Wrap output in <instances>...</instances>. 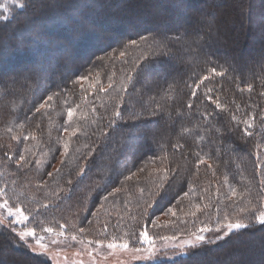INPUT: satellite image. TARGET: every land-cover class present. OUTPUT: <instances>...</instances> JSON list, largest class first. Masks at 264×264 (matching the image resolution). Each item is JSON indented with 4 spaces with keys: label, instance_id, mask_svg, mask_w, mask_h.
<instances>
[{
    "label": "trees",
    "instance_id": "16d2710c",
    "mask_svg": "<svg viewBox=\"0 0 264 264\" xmlns=\"http://www.w3.org/2000/svg\"><path fill=\"white\" fill-rule=\"evenodd\" d=\"M28 1L31 3L36 0ZM40 4H43L39 7L40 14L35 11L29 17L21 16L26 12L22 7L14 10L11 17L0 19V42L4 37L13 41L22 32L26 34V40L32 41L40 48H44L45 43L51 41L58 43V46L50 48V51L60 47L72 49L73 44H78L79 41L82 47L89 41H92L91 45L101 41L108 45L101 48L99 54L96 56L93 54L91 59L87 60L90 63V70L97 69L94 71L102 73L93 77L95 81L90 77L93 73L87 72L82 64L73 67L69 63L62 64L57 70L41 71L36 76L25 79V76H31L35 71L31 66L18 70L16 80L6 81L4 90H0V95L6 93L0 110L1 118L6 114L11 115L9 105L13 109L9 134L0 135L2 180L7 182L8 190L16 195L14 199H19L22 204L29 206L27 208L32 211L30 217L35 226L44 225L57 213L63 216L68 210L74 211L75 197L72 198L65 190L63 180L72 178L71 176L76 178L79 173L78 166L85 163L88 155L100 154L99 160L105 159L106 165L102 167L101 184L95 189L97 194L90 200V204H95L98 197L107 192V197L103 198L106 208L102 217L109 221V224L107 227L97 226L87 235L94 240L115 239L117 242L127 240L134 246L139 245L137 237L145 228L153 239H159L163 232H169L168 236H177L181 232L188 234L197 232L198 222L204 221L205 217L213 227L214 221L221 220L225 212H237L240 217L242 212L230 201L225 200L231 198L232 190L238 193L242 188L240 183H248V179L254 181L251 191L255 195L252 196L253 202L250 206H240V209L247 210L242 214L251 216L253 209L262 210L264 51L261 47H264V0H43ZM97 6H103L105 9L112 7L113 13L80 23L72 21L71 34L60 42L63 32L67 31L62 22L73 19L79 10L96 15ZM151 6L155 7V10H152ZM33 9H36L35 5ZM147 9L151 10L150 13ZM141 10H146L148 14H140ZM160 16H163L162 19H158ZM55 17L61 22L54 21ZM181 17L183 22L175 24L170 22ZM129 18L131 20L137 18L141 22H155L159 28L141 31L140 36L144 34L142 37H147V40L140 48L132 51L134 56L131 59L125 57L103 59L101 56L107 52L125 50L127 40L138 37L136 33L140 28L138 24L129 25L128 22L125 27L123 26V22ZM51 20V24L58 25L59 32L56 35L52 30L49 32L46 30L43 31V36L36 38L34 33L25 32V29H33L35 25L49 24L48 21ZM11 23L14 31L10 32L6 27ZM127 26L131 32L125 33L124 29L126 30ZM107 29L118 30L117 33H121L122 36L117 34L113 38L107 37L104 34ZM254 33H258L260 38L249 44V37ZM21 49L27 50L30 54L26 57L28 60L35 59L29 53L26 42L20 48L10 50V53L17 57L16 54ZM143 54L144 58L135 65V60ZM47 56L52 59L60 58L52 53ZM9 65L11 66L10 63ZM108 66H112L110 72H107ZM149 66L150 73L145 77L141 70ZM212 69L223 75H215ZM40 76L44 79L42 90L38 89L37 84ZM204 76H208L209 79L204 80L193 97L190 86ZM0 78L3 76L0 75ZM106 84H109L108 88L104 87ZM16 86H19L17 90ZM9 87H12L13 91H8ZM208 89L212 91L209 92ZM53 93L56 95L48 101L46 97ZM207 96H211L212 99H207ZM213 101L225 110L216 108ZM41 103H44V107L35 111ZM189 103L192 105L191 108L188 107ZM69 108L73 109L75 114L71 120H68L67 116ZM117 111L121 113L120 117L114 116ZM149 112H153L154 115L150 117L149 123L145 124L147 121L141 116ZM207 112L218 115L208 117L205 115ZM230 114H234L236 120L242 121L253 117V120H249L252 125L249 131L252 135L244 134V124L229 131L236 124V120L228 118ZM132 116L137 118L131 120ZM36 117L38 123L34 122ZM61 119H65L64 124H61ZM37 124L42 131L40 140L39 130L36 131ZM128 124H131L134 133L122 130V127L125 128ZM142 126H147L146 131L142 137L135 138L134 146L131 138L137 135L136 132ZM74 130L75 136L67 135ZM10 131L12 135L14 133L13 136ZM9 137L17 139L14 143L15 153H26L34 159L35 154H29L38 152L39 159L43 157L42 163L39 164V172L34 170L32 165L29 167V172L34 176L36 174L40 178H45L49 173L51 175L55 172L53 166L56 162H60V165L67 162L64 171L57 175L56 182L49 186L34 187L33 181L23 177L21 168L17 166L15 171L19 180L25 179L23 186L34 194H26L15 186L12 190L10 185L13 177L9 171L10 164L15 163H5L1 160L7 155L5 147L11 144L8 142ZM33 137L36 140H33ZM174 141L179 142L178 147L174 146ZM257 142L260 152L257 153L256 149L255 155L250 146ZM65 143L68 144L67 152L64 150ZM70 147H74L73 150ZM120 148L121 156L110 155ZM130 151L136 156H128L127 153ZM165 153L174 155L172 159L187 158L189 162L195 163L196 170L192 171L194 178L187 177L185 173L178 171L177 167H173L168 170L172 173L173 179H162V190L159 192L156 185L146 193L134 190L130 194V200L125 204L121 202L120 196L112 198L108 196L111 194L109 192L117 190L125 183L124 181L128 180L132 185L133 182L140 180L141 174L153 171L156 166L155 159ZM9 157L12 161V156ZM201 159L205 163L201 164ZM100 162L102 164V160ZM82 166L86 169L87 162ZM82 180L80 179L79 183ZM185 192L188 193L187 196H184ZM35 194H39V200L35 198ZM40 199L45 200L46 205L35 207V201L40 203ZM149 200L154 201L152 206L146 215H141L145 202ZM203 201L222 205L225 209L220 212L217 208L205 206L200 207L194 216L191 215L190 213L195 212L196 206H200ZM128 202L129 206L126 205ZM121 203L125 206L122 207ZM166 206L176 210L183 208L186 213L174 217L175 226L164 228L165 225L161 224L155 225L158 226L156 228L152 219L165 212ZM81 216L85 217L86 213ZM149 221L152 223H148ZM259 233L264 234V226H253L229 235L236 237L235 241H242L248 247L250 243L256 245L255 256L248 258L245 264H264V258L258 257L260 252L264 251V235L263 240H260ZM231 237L214 244H206L193 252L195 256H199L202 253L206 255L211 250L214 258H217L222 250L229 248L230 250L225 252L233 256L235 249L231 248L233 239ZM16 240L17 237L13 233L4 232L0 228V264H52L48 260H43L39 254H29L22 248H15ZM188 258L190 259L189 256L186 259ZM186 259L179 258L181 262Z\"/></svg>",
    "mask_w": 264,
    "mask_h": 264
},
{
    "label": "rangeland",
    "instance_id": "374dc122",
    "mask_svg": "<svg viewBox=\"0 0 264 264\" xmlns=\"http://www.w3.org/2000/svg\"><path fill=\"white\" fill-rule=\"evenodd\" d=\"M49 1V0H48ZM106 2V1H105ZM43 3L40 2L39 0L36 1H31V3L28 0H0V19H7L9 17L12 16V13L14 10H18V8H22L24 7L26 9V12L21 15V16H30L31 14H33L35 11H38L37 14H40L39 12V7H42ZM108 4V2H106ZM7 6V10H5L4 6ZM34 5L36 6V9L34 8ZM81 5V4H80ZM151 9L155 10V7L151 6ZM113 8L112 7H108V9L104 8L103 6H101L99 8V11H97L96 8V15L92 14V13H88L87 11H76L75 17L73 19H69L68 22H62L63 25L66 26L67 31L63 32V36H61L60 38V42H62L63 40H65V36H69L71 34V25H72V21H76L77 23H80L81 21L84 20H95L96 18H101V16H105L107 14L113 13ZM147 9V12L150 13ZM146 12V10H141L140 14L142 15H147L148 13ZM163 16H160V18L158 19H162ZM183 17L179 18V19H174L171 20L170 22H173V24L175 23H179V22H183L184 20L182 19ZM56 20L57 23L61 22L59 21V19L57 17L54 18V21ZM51 21H48L49 24H43V25H39L36 26L35 28H31L30 29V33H34L35 37H41L43 36V31H48L49 30L53 31L54 34L56 35L59 31H58V25L57 24H51ZM75 22V23H76ZM129 23V25L132 23H136L138 24V27H140L139 29H137L136 33L138 34V37H134L133 39H129L127 40L125 47V50H117L114 51L112 53L107 52L105 53V55H102L101 57L103 59L107 58V57H111L113 59V57H125V59H131L134 56V53H132V51L134 49H138L140 48L144 42L147 40V37H142L144 34L140 33L142 30H146V29H152L154 30V28H156V30L159 28L157 27V25L155 24V22L151 23V21L149 22H141L139 19H134L132 18V20L129 18L127 19L125 22H123V26L125 27L126 23ZM168 22V21H167ZM250 23V21H249ZM79 25V24H78ZM13 23L9 24L6 28H8L7 30L14 31L13 28ZM119 27V26H118ZM128 27V26H127ZM108 30V29H107ZM118 30H111L110 29L108 31H105L104 34L107 35V37H116L117 34H119V36H122L121 33H117ZM125 33L131 32V30H129V27L125 30ZM136 34V35H137ZM258 38H260V35L258 33H254L249 37V44H252L254 41H256ZM107 41V38L106 40ZM133 41H135V43H133ZM27 43L28 45V50L29 53H31L34 57H35V62L34 60L30 59L28 60L26 57H28L30 54H28V51H24V50H19L17 52V57H13L10 53V50H13L14 48H20L22 46L23 43ZM32 41H28L26 40V34L24 35V33H19L18 37L15 40H8L7 37H4L2 39V41L0 42V75L3 76V78H0V90H4V87L6 86L5 83L6 81H14L17 78V75L19 73L18 70L22 69V68H30L31 66L35 69V71L37 73H40L41 71H47V72H51L54 70H57L58 68L61 67L62 64L64 63H69L72 64L73 67L75 66H79L80 64L83 65V68L87 69L86 71L89 73H93L92 75H90V77L93 79V77H97L100 76V74H102L101 72L98 71H94L97 69H92L90 70V63L87 62V60L91 59L92 55L95 54V56L97 54H99L101 51V48L107 46L108 44H104L101 42L98 43H94L91 45L92 41L86 42V46L82 47L80 46V41L78 42V44H73L72 49L71 48H57L53 51H50V48L56 47L58 46V43L55 42H49V43H45L44 48H40L39 46L34 45V43ZM106 43V42H105ZM264 46V45H263ZM27 47V46H26ZM128 47V49H127ZM262 51H264V47H261ZM49 53H52L55 56H60V58L57 59H52L51 57L47 56ZM121 53H123V55H121ZM25 57V58H24ZM144 58V54L139 56L136 60H135V65H137L140 60H142ZM94 59V58H93ZM9 63L11 64V66L9 65ZM35 63H37L35 65ZM108 70H111L110 67L112 66H108ZM110 72V71H109ZM141 72L143 74H145V77L149 75L150 73V66L149 67H145L143 68V70H141ZM149 79V78H147ZM95 81V79H93ZM155 80V79H154ZM90 83V82H89ZM92 83V82H91ZM38 89L42 90V86L44 84V79L42 76L39 77L38 80ZM102 84V83H100ZM93 85V83L91 84V86ZM95 85V83H94ZM109 84L104 85V87L106 86V88H108ZM17 90L19 88V86L15 87ZM94 88V87H93ZM92 88V89H93ZM89 89V87L87 88V90ZM12 90V87L8 89ZM6 91V90H5ZM13 91V90H12ZM4 92V91H3ZM2 93V92H1ZM158 95H160L161 93H157ZM6 95V93L4 95H0V110L3 107L2 106V102L5 101L4 100V96ZM120 102V101H118ZM4 103V102H3ZM120 104V103H119ZM12 106L9 105V110L13 113V109L11 108ZM37 108H35L36 111ZM162 109V108H161ZM158 110V109H157ZM159 111V110H158ZM9 115L6 114L4 118H1L2 114L0 113V135H5V134H9V129H11V122H12V118L13 115ZM78 114V113H77ZM75 115V114H74ZM154 113L153 112H149L148 114H144L141 116V118H144L143 120L147 121L145 124L149 123V119L151 116H153ZM78 116V115H77ZM137 118V117H136ZM136 118H134L133 116L131 117V120H135ZM229 119H231V115L228 117ZM37 117L35 119V123H38L37 121ZM65 119H61V124H64ZM69 120V119H68ZM111 120V119H110ZM35 126V125H34ZM33 128V127H32ZM131 124H128L124 127H122V130H124V132H132L131 130ZM147 126H142L141 129L139 131L136 132L137 135L133 136V138H131V143L135 146V138H139L142 137V135L144 134V132L146 131ZM130 129V130H129ZM39 130V140L40 137L42 135V131L41 128L39 126V124L36 125V131ZM242 130V129H241ZM74 132H76L74 130ZM11 136L12 132L10 131ZM67 135H72L71 134H67ZM134 135V134H132ZM12 139V140H11ZM15 138L9 137L8 142L10 141L11 144H8V147H5L6 149L4 151H6L7 155H5V157L1 158L2 161H4L5 163L9 162H14L15 164H10L11 170L9 171V174L11 177H13L12 180V184L10 185V188L12 189L13 186H15L17 189L19 188L20 190L22 189V191L26 192V194H34L33 192L28 191L27 187L23 186L22 183L25 182V179H20L18 178V174L15 171V168L18 166L21 168L22 170V175H24L23 177H25L27 179V177L29 178V181H33V186L34 187H39L41 185L44 186H49L52 185L56 182L57 180V175L64 171L65 166L68 164L67 162L63 163L62 165H60V162H56L53 166L54 168V173L51 175H47L45 176V178H40L39 176H37L35 174V176L30 173V166L32 165L34 167V170H36L37 172H39V164L42 163L43 157L41 156L39 159V153H33V154H29V155H34L35 154V158L32 159L29 156H27V154H23V153H15V147H14V143H15ZM33 140H36V138L33 137ZM36 143V142H34ZM179 144L178 141H174V146L176 145V147H178L177 145ZM262 144V143H261ZM264 145V144H263ZM79 146V145H78ZM120 145H117V147H119ZM258 142L257 144L252 143L250 146V150L253 152V154H256V149L258 150L257 153L260 152V148H257ZM116 147V146H115ZM123 147V146H122ZM121 147V148H122ZM26 148V147H25ZM24 148V149H25ZM30 147H28L29 149ZM35 147H31V149H34ZM74 147H70L71 150H73ZM121 148L118 150H114V152H112L110 155L111 156H115V157H119L121 156ZM23 149V150H24ZM102 152V151H101ZM12 156V161H10V157ZM25 156L24 160H20L19 157L20 156ZM101 155V154H100ZM100 155H88L85 159V163L87 162V166L86 169H84V165L82 163V165L80 164L79 170H78V175L76 178H74V176H71L72 178L69 179H64L63 180V185L66 186L65 190L68 192V194H70L73 197H75V201L76 203H74L73 206V210L74 211H66V213L63 214V216H60L59 213H57L55 215V217L48 221L45 222L44 225L42 226H35L34 222L32 221L30 215H31V210H29L28 205H24L21 203V201L19 199H14V196H16L14 194L13 191H9L7 185V182L5 180H2L3 178V174L1 172V170L3 171V169L0 170V188H4L6 193H7V198L9 200V204H13L15 205V207L18 208H22L24 210V215H26L28 217V220H26L23 224H16L15 228L17 231H20L21 229H24L25 227L27 228H33L35 229L36 232V237L40 238L41 243L45 244L48 246V254L47 255H40L42 256L45 261H49L52 264H155V263H159L162 262L161 264H170V262H173L174 264H245L246 260L248 258H251L253 256H255V251H257V247L255 244H251L248 247L247 245L243 244L242 241H235L236 237H231L233 238L232 241V249L234 250V255L233 256H229L227 255V253L225 251H229V248H226L224 250H222L220 252V254H218L219 256L217 258H214L215 255L212 253V251L210 250L208 254H204L202 253L199 256H195L194 254V250L195 249H199L201 247L192 249V250H188L185 249V251H188V256L190 257V259H186L184 261L181 262V260H179L180 256L178 255V251L177 249L174 248V245L176 244H183L185 241H188L191 239V234H188V232H181L180 235L175 236L176 239L172 240V241H168V240H164V239H153L154 240V244H155V257L153 259H149L148 258V253L147 252H142V253H136L132 250L133 246H131L129 244V249L125 250L122 248H115V249H109L107 248V243L109 241H104V246H101L98 243H95V241L92 239L90 236L88 237L87 235L90 234L97 226H103V227H107L109 224V221L105 220L102 216L104 213V209L106 208L105 202L103 200L104 197H107V192H105V194L103 193L102 195H100L96 200L95 204H90V200L93 199L94 196H96V191L95 189H97L98 185L101 184V178L103 177V173H102V167L103 165H106L105 159L101 158L100 160H102V164L99 160ZM128 156H136L135 153L133 151H130L127 153ZM174 155H169L168 153L162 154L161 156H158L155 160H156V166L154 167L153 171H151L149 174H141V177L139 181H137L136 183L133 182V184L131 185L130 182L124 181V184H121V186L115 190L114 192H109L111 194H108L109 197H121V202L123 204H125V202H127L128 200H130V194L134 191V190H138L141 191L143 193H146L147 191H149V189L154 185H156L157 189H161V186L163 185L162 179H173L172 173L168 172L169 169H172L173 167H177L178 171H181L183 173H185V175L187 177H193V173L192 171L196 170L195 168L197 167L195 165V163L193 162H189L187 158H180V159H172ZM84 160V159H83ZM3 162V163H4ZM111 163V162H110ZM35 164V166H34ZM208 164H211L210 162H208ZM4 168L5 166L2 165ZM258 166V163H257ZM26 167H28V169H26ZM91 168L89 170V168ZM63 168V170H62ZM223 168V167H221ZM6 169V168H5ZM8 171V169H6ZM20 170V171H21ZM31 170L32 167H31ZM172 171V170H171ZM189 171V172H188ZM17 174V175H16ZM182 174V173H181ZM224 174V173H223ZM5 177V176H4ZM138 178V179H139ZM82 180L81 183H79V180ZM233 181V179H231ZM249 180V184L247 182H245V184L240 183L242 188H240L238 190V193H236V197L235 196H230L231 198H228V200L225 201H230V203H232V205L237 209L240 210V206H250L251 202H253L252 196L255 195V193H253L251 191L252 188V184H254V181L252 179H248ZM18 181V182H17ZM149 183V184H147ZM259 184V183H258ZM261 184L264 185V175L261 174ZM24 187V188H22ZM136 187V188H135ZM264 187V186H263ZM35 191V188H33ZM145 189V190H144ZM13 190V189H12ZM93 190V193H91ZM5 198H0V204L3 203ZM35 198L39 200V194H35ZM110 198V199H111ZM204 199V198H203ZM202 199V200H203ZM252 199V201H251ZM100 200V201H99ZM30 202V201H29ZM78 202V203H77ZM239 202V203H238ZM31 203V202H30ZM121 203V206H125ZM240 204V205H239ZM42 205H46V201L42 199H40V203H38V201H35L34 206L35 207H39ZM126 205L129 206V202L126 203ZM214 207L217 208L220 212H222L225 207L222 205H218V204H208L207 201H203L200 205V207ZM190 207H192L190 205ZM195 208V207H194ZM46 209H50L48 207H46ZM176 211V215L179 214H183L185 215L186 211L183 208H179L178 210H176L175 208H173ZM210 208H208L209 210ZM77 210V211H75ZM213 210V208H212ZM217 210V211H218ZM262 210H264V198H263V205H262ZM80 212V213H77ZM197 211H195L196 213ZM72 213V214H71ZM86 216L82 217L81 215L85 214ZM189 213V212H187ZM80 217H77V215ZM227 215L229 217L230 220L235 221L237 219H242L244 218V214L241 213V216L238 217L237 212H225L223 213L221 220H223V217ZM172 216L171 213H168L167 215L164 214V212L162 214L157 215L155 218L152 219V221L154 222V225H165L164 228L166 227H172L176 225V222L174 220V217ZM13 219L12 217H9L7 215V210L6 209H0V228L1 230H3L4 232H8V233H13L9 230V226H8V221ZM104 219V221L102 220ZM98 221H100L98 223ZM216 223V221H214V224ZM199 224V228L208 225V226H212V223L209 222V220L206 219L204 221L198 222ZM44 226H47V228H52L54 229L53 232H46L44 228ZM51 226V227H50ZM62 226V227H61ZM158 226H155L156 228ZM83 228L84 231L80 232V229ZM57 232H63V235H57ZM14 234V233H13ZM15 235V234H14ZM170 235L169 232H163L162 236H168ZM209 237H213L214 234L213 233H208L207 234ZM215 235H219V234H215ZM259 239L263 240V233H259ZM75 236V239H72V237ZM150 236V235H149ZM101 237V236H100ZM172 237V236H169ZM229 236L225 237V239L230 238ZM247 237V236H246ZM223 240V239H222ZM28 244L32 245L35 247V251H33L30 247H25L17 238V240L14 243V247L17 248H22L24 250H26L29 254H37L39 252L42 251V249H40L39 245H36L35 243V238H28ZM264 244V243H263ZM134 246H141L139 245H134ZM144 248H147V245H143ZM203 247V246H202ZM175 256V260H171L168 259V257H173ZM258 256V255H257ZM263 257L264 258V251L260 252L258 257ZM42 260V258H40ZM171 263V264H173Z\"/></svg>",
    "mask_w": 264,
    "mask_h": 264
},
{
    "label": "snow or ice",
    "instance_id": "6c2138e0",
    "mask_svg": "<svg viewBox=\"0 0 264 264\" xmlns=\"http://www.w3.org/2000/svg\"><path fill=\"white\" fill-rule=\"evenodd\" d=\"M14 2V0H13ZM5 10H7V6L5 5ZM100 6H97V11H99ZM30 29H25V32H29ZM133 43H135V41H133ZM121 55H123V53H121ZM212 72L215 73V75H223V73H219L216 72L215 69H212ZM37 72H33L31 74V76H25V79H29L32 78L33 76H36ZM86 77H81V79H85ZM209 77L208 76H204L203 78H198V82L194 81L193 84L190 86L192 91H191V95L193 97L196 96V90L200 88L201 84H203L204 80H208ZM205 87H207L205 85ZM249 90H251V88L249 87ZM209 92H211V89H208ZM56 95L55 93H53V95H49L46 97V99L48 101H51L53 99V96ZM207 99H212L211 96H207ZM213 103L215 104L216 108H221V105L216 103L215 101H213ZM44 107V103H41L39 108L36 109V111H39L40 108ZM189 108L192 107L191 103H189L188 105ZM225 109L221 108V111H224ZM74 115V110L69 108L68 112H67V116L68 119L71 120L72 117ZM206 116L211 117L214 115H218V113H213V112H207L205 113ZM233 120H236V117L234 114H230ZM115 117H120L121 113L119 111L114 113ZM253 117H250L249 120H253ZM249 120H236V124L233 126V128H230L229 131H233L234 128H238L241 124H244L245 127L243 129V132L245 135L247 136H251L252 133L249 131V128L252 126L251 123H249ZM65 131H67V129H65ZM75 132L72 133L73 136H75ZM25 139H27V137H25ZM178 146V145H177ZM64 150L65 152L68 151V144L65 143L64 144ZM20 160H24V157L21 155L19 157ZM200 163L203 164L205 163L204 160H200ZM50 175V173H49ZM169 188H171V185H169ZM162 190V189H158V192ZM188 193L185 192L184 196H187ZM232 195L235 196L236 192L235 190H232ZM7 197V193L5 191L4 188H0V198H5ZM154 201L149 200L145 202L144 207L142 208V212L141 215H146L149 211V208L152 206ZM167 210L164 212L165 215H167L168 213H171L172 216L176 215V211L173 208L167 207ZM0 209H6L7 210V215L9 217H12L13 219L8 221V226H9V230L11 232H13L15 234V236L18 238V240L25 246V247H30L33 251H35V247L32 245L28 244V238H35V243L36 245H39L40 249H42L41 252H39L38 254L40 255H47L48 254V246L45 244L41 243L40 238L36 237V232L35 229L33 228H27L25 227L24 229H21L20 231H17L15 228L16 224H23L26 220H28V217L26 215H24V210L22 208H18L15 207V205L13 204H9V200L7 198L4 199L3 203L0 204ZM200 210V206L197 205L196 206V211ZM247 210L245 209H240V212H246ZM191 215H195V212L190 213ZM148 223H152V221H149ZM264 226V210H256L253 209L252 210V215L251 216H245L242 219H237L235 221H232L229 219V217L227 215H225L223 217V220H217L215 223V226H208L205 225L203 227H201L200 229H198L197 232L191 233V239L188 241H185L183 244H176L174 245V248L179 250L178 251V255L183 258L186 259L188 256V251H185V249L188 250H192L198 247H202L206 244H214L217 241H220L222 239H224L225 237L229 236L230 234L233 233H238L241 230L244 229H249L253 226ZM155 226V225H153ZM62 227V226H61ZM46 232H53L54 229L52 228H47L45 229ZM84 229L81 228L80 232H83ZM208 233H213L214 236L213 237H209L207 234ZM57 235H63V232H57ZM215 234H219V235H215ZM72 239H75V236L72 237ZM161 239L164 240H168V241H172L175 240L176 237L172 236H163L161 237ZM95 243L100 244L101 246H104V241L101 240H97L95 241ZM137 243L140 244L141 246H133L132 250L136 253H142V252H147L148 253V258L149 259H153L155 257V244H154V240L153 237L149 236L148 234V230L147 228H145L144 231H141L137 237ZM143 245H147V248H144ZM122 248V249H129V242L127 240H124L122 242H117L115 239L109 241L107 243V248L109 249H115V248ZM168 259L171 260H175V256L173 257H168Z\"/></svg>",
    "mask_w": 264,
    "mask_h": 264
}]
</instances>
